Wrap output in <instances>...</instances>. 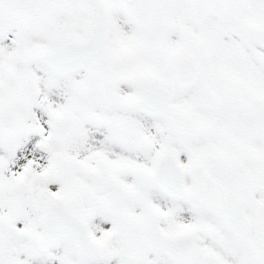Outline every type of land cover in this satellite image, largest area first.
Returning a JSON list of instances; mask_svg holds the SVG:
<instances>
[{"label": "snow or ice", "instance_id": "6c2138e0", "mask_svg": "<svg viewBox=\"0 0 264 264\" xmlns=\"http://www.w3.org/2000/svg\"><path fill=\"white\" fill-rule=\"evenodd\" d=\"M0 264H264V0H0Z\"/></svg>", "mask_w": 264, "mask_h": 264}]
</instances>
